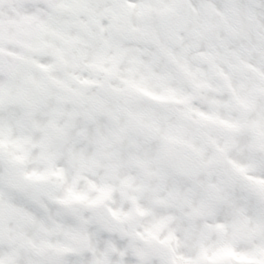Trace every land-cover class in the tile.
<instances>
[{
  "label": "snow or ice",
  "instance_id": "1",
  "mask_svg": "<svg viewBox=\"0 0 264 264\" xmlns=\"http://www.w3.org/2000/svg\"><path fill=\"white\" fill-rule=\"evenodd\" d=\"M0 264H264V0H0Z\"/></svg>",
  "mask_w": 264,
  "mask_h": 264
}]
</instances>
